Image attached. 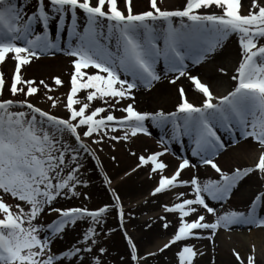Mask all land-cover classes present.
Here are the masks:
<instances>
[{
  "label": "snow or ice",
  "instance_id": "snow-or-ice-1",
  "mask_svg": "<svg viewBox=\"0 0 264 264\" xmlns=\"http://www.w3.org/2000/svg\"><path fill=\"white\" fill-rule=\"evenodd\" d=\"M29 7L23 0H0V64L14 61L8 98L3 95L5 77L0 72V264H107L103 257L109 250L101 242V233L109 205L91 210L52 205L58 198H88L78 188L88 183L80 169L86 156H96L97 149L91 145L101 146L99 151H103L105 141L149 136L148 123L167 129L158 141L162 148L139 155L131 171L147 165L156 175L157 183L150 192L153 197L178 187L189 192L176 193L178 202L162 205L165 213L177 215L178 220L174 234L155 251L138 254L136 243L124 232L131 262L149 264V258H157L177 242L200 238L201 233L194 230H211L207 237L211 239L216 230L232 225L264 227V187L245 211L218 214L208 202L228 200L251 175L264 184V0H250L247 14L240 13L241 0H184L173 9L148 0L143 11H134L133 0H35L31 11H27ZM212 8L219 11H209ZM53 23L58 28L55 42L50 35ZM65 29L69 41L64 51L74 58V70L66 99L60 102L67 115L60 116L31 102L29 97L41 88L46 90L43 95L51 108L58 100L48 95L52 88L43 79H26L21 70L41 55L59 50L60 33ZM232 35L241 50L236 74L231 76L235 83L227 94L215 95L191 73L189 62L193 66L205 62ZM161 60L163 75L171 74L169 83L187 77L202 96L199 103L190 102L179 87L173 111L137 110L134 90L150 89L161 79L157 72ZM219 71L226 74L223 67ZM53 81L56 86L64 84L59 76ZM18 94L23 98H16ZM116 111L121 115H115ZM220 130L232 135L234 143L236 136L258 142L260 150L251 166L224 171L215 162L214 157L226 147ZM185 137L193 144L191 156L214 169L218 179L201 181L195 174L184 179L185 169L196 168L186 157L165 174L168 164L162 157L169 151L168 144L182 143ZM105 181L111 185L106 175ZM113 196L123 229L124 206L119 195L113 192ZM52 213L57 214L56 219L41 222L44 214ZM204 213L214 220L206 221ZM158 219L164 229L169 227L171 222L165 216ZM83 221L88 223L80 239L53 252V241ZM198 254L202 255L184 243L176 253L177 264H193ZM234 255L240 264L245 259L246 264H256L254 246L245 259L237 252Z\"/></svg>",
  "mask_w": 264,
  "mask_h": 264
},
{
  "label": "bare ground",
  "instance_id": "bare-ground-1",
  "mask_svg": "<svg viewBox=\"0 0 264 264\" xmlns=\"http://www.w3.org/2000/svg\"><path fill=\"white\" fill-rule=\"evenodd\" d=\"M140 1V0H137ZM180 0H163V3L165 6L169 5H176L178 4ZM246 1V0H241ZM167 9H172L167 8ZM143 11V10H141ZM54 26V28H57L56 24H51ZM234 35L230 36L225 42L222 50H219L216 54L211 56L208 60L205 62H202L198 65H191L190 64V71L192 74L198 75V77L201 79L202 82L207 83L211 90L214 92L215 95H225L228 91H230L235 83L231 79V76L235 75V69L238 66V62L240 61V47L238 44V41L233 38ZM61 41V40H59ZM59 51H62L65 54L64 48H60ZM39 57V59H36L34 61L40 60L38 62L43 63L41 66H38L37 69H34L35 72L40 73L43 71L42 66H51L56 65V63L63 62L64 59H66V56H52V57ZM5 64V63H4ZM3 64V65H4ZM2 65V66H3ZM159 67V73L161 74V79L157 82L153 83V86L150 89H146L143 87H139L134 90L135 92V107L137 110L140 111H148V112H154L163 109L164 111H173L175 109L176 104L179 101V94H178V88L183 87L185 90V94L190 102L193 103H199L202 96L201 94L194 88L191 81L187 79V77H182L180 79L179 84L177 82L175 84L169 83V79L171 78V74L168 76L163 75L165 71L164 65H158ZM223 67L226 70V74L221 73L219 69ZM3 68H8L7 63ZM39 68V69H38ZM42 68V69H40ZM89 71H94L92 69H89ZM12 72V69H11ZM13 73V72H12ZM84 93L81 92L80 96H83ZM124 103L123 101L121 102ZM115 115L119 116L121 113L119 111L115 112ZM148 128L151 133L149 136H145L143 134L139 135L136 138H133L130 141H110L109 144L103 143V151H99V146L97 148V151L99 152V155L102 159H105L106 157L112 158L113 156H116L118 158L127 159V156H130L131 153H135L134 151H131L128 149V146L133 149L137 150L136 154L139 155H147L154 151H159L162 148V145L158 143L157 140H160L161 137L165 136V133L167 129L162 130L160 128H156L152 126L151 123H148ZM219 132L222 133L224 141L230 142L228 146L223 148V153L220 152L217 156H215L214 160L215 162L224 170L229 171L236 167H245V166H251L252 162L255 160L256 155L255 150L259 147L257 144L258 142H254L252 138H248L247 140H237L239 137L236 136V142H233V136L229 133L220 130ZM159 137V138H158ZM157 138V139H156ZM114 145V147H113ZM187 146V150L182 154L181 151L178 150L176 144L174 142H171L168 144L169 151L165 153V155L162 157V159L169 165L168 168L165 171V174L171 173L176 166L178 165L176 157L173 154H170L169 152H172L174 154L178 155H184L186 158H189L192 163L196 164V168L192 169H185L182 172V177L184 179L189 178L192 174H195L200 178L201 181L206 179H218V174L212 170V168L208 165H203L199 162L198 157L191 156V149L193 147V144L190 143L187 145V142L185 143ZM129 154H127V152ZM87 159V157L85 158ZM84 161V160H83ZM122 161V160H121ZM124 161V162H123ZM121 162V166H119L116 173L114 172V180L112 181V185L116 186V189L118 186L123 189L124 194L127 196L130 195H144L146 197L151 196L150 192L154 185L157 183V177L155 174L150 173L147 177H142L144 171H150L149 167L147 165L141 166L140 168L136 169V172H131L132 168L136 167V164L138 163L136 159V163L133 165H130V161L123 160ZM133 161V159H132ZM91 165H89L88 162H85L83 164V167L80 169V173L83 176L82 178H86L89 173H92L89 169ZM104 167V166H103ZM129 173L131 175H125V173ZM128 176V177H127ZM130 177V178H129ZM86 180V179H84ZM88 181V180H86ZM120 181V182H119ZM123 181V182H121ZM126 183V184H124ZM124 184V186H122ZM84 190H87L89 193V197L92 196L94 198L97 195V188L92 186L89 182L87 183V186H80ZM264 187V184H262V181L259 179L257 175H251L248 178H245L244 181H242L241 185L239 186V190H234V195L229 201V207H222L221 202H215L208 200L210 206L214 207L217 210V213H223L225 211H231V210H237V211H245L246 207L249 205L250 200L254 197V195L260 191ZM146 191V193H144ZM179 192H189V189L185 188V191H181V187H178L170 192H166L164 194H157L156 200L158 201L159 205H157V202L155 200L154 205L151 206L153 203H148L147 209L144 210L142 213L138 215L137 213L132 215L130 221L135 226L136 231H134L131 235L132 238L137 239L136 233H140V245L143 247L142 253L144 254L147 251H155L158 247L162 246L167 240L174 234V228L177 224L178 217L176 215L171 213H164L161 209L162 202L163 204H166L168 199L176 198V193ZM144 193V194H143ZM96 194V195H95ZM125 195V196H126ZM136 197L134 201L138 202L143 199V197ZM166 196V197H165ZM153 196L149 197L151 199L155 198ZM99 196L97 195V201L100 202L101 200L98 199ZM147 198V200H149ZM91 200V198H89ZM96 199V198H95ZM89 200V201H90ZM176 200V199H175ZM173 201V200H172ZM72 202V201H71ZM106 203H101L100 205H104ZM203 211V210H201ZM205 214V220L211 222L214 220V217L211 214ZM261 214L264 215V209H261ZM159 216H165L168 221H170V225L167 229H164L162 226L159 229L158 225L153 220H157ZM167 215V216H166ZM139 218V219H138ZM128 221L127 228H131V223ZM87 221L78 222L77 226L68 229L67 232L60 238L55 239L53 242L58 243L61 242V240H64V242H67L70 246L74 243L73 241L78 240L79 234L81 231L85 230L87 227ZM162 224V222H161ZM108 221L105 219V223L103 224L104 232H106V229L108 228ZM145 225H150V227H145ZM264 227L254 226L251 227V225H245V224H237L232 225L228 229L220 228L218 229V235L214 234L212 235L211 239H208L209 233L202 236L203 232H207L209 230H194L201 233L200 238H190L189 244L192 245L198 253H202V255H197L195 257V262L193 264H234L233 260L231 259V256L234 258V252H237L240 254V257L242 259H245L248 255V247L245 244V241H243V233H246V231H251L256 237H258V241L251 240V244L253 246H260L262 250L260 251L262 253V256L255 254V260L256 264H264ZM141 229V230H140ZM99 230V226H98ZM103 234V233H102ZM216 237V238H215ZM133 239V241H135ZM215 239V240H214ZM236 242H235V241ZM214 241V242H213ZM254 241V242H253ZM106 242V241H105ZM213 242V243H212ZM259 242V243H258ZM136 243V242H135ZM183 242H177L176 245H173L169 248V252H167V249L163 253H159L157 258H149V264H177L178 258L176 256V253L179 251L180 247L182 246ZM57 246V245H56ZM103 246L110 247L111 250L115 249L116 245L112 244L110 241L103 244ZM120 248V249H119ZM118 250H112L114 256L116 257V253L119 254V252L124 251V249L119 247ZM260 249V248H259ZM95 251V249L93 250ZM260 253V254H261ZM168 254V255H167ZM120 259V254L117 257V260ZM236 259V257H235ZM235 263L240 264L239 261L235 260ZM246 263V259H245Z\"/></svg>",
  "mask_w": 264,
  "mask_h": 264
},
{
  "label": "rangeland",
  "instance_id": "rangeland-1",
  "mask_svg": "<svg viewBox=\"0 0 264 264\" xmlns=\"http://www.w3.org/2000/svg\"><path fill=\"white\" fill-rule=\"evenodd\" d=\"M28 2H29V0H23V3H28ZM183 3H184V0H180L178 2V4H176V5L172 4V5H169L166 7L165 4L163 3V0H158V5L161 8H171V7H172V9L178 8V7L182 6ZM249 3H250V0L241 1V8H240L241 14H247ZM147 8H148V0H140V1L133 0L134 11L146 10ZM209 11L218 12L219 10L212 8V9H209ZM233 38H235L238 41V39L235 35L233 36ZM56 55L62 56V57L66 56V59H64L63 62L56 63V65H53V67H51L49 65L42 66L44 69L40 73L35 72L34 69H37V67L41 66L43 63L38 62L40 60L34 61V60H36V59H34L29 65L22 67V75L26 79H34L37 82L39 80L43 79L52 88V90L50 92H48V95H51L54 98H57V100H58L57 106L55 108H51L50 107L51 102L48 101L43 95V93L46 90L41 88L40 91L36 95L29 97V99L31 100L32 103H34L38 107H41L42 109L51 111L57 115L65 116V115H67L66 110L63 108V105L60 102L65 101L66 93L69 91V88H70V76L74 70V66L72 63L74 58L71 57L70 55H67L66 53L64 54L63 52H60L57 49H53V50H51V52L41 55L40 58L43 59L44 57H52V56H56ZM4 63L5 64L7 63L8 68L2 69V67L5 66ZM4 63L0 64V72H3L4 77H5V91H4L3 95L5 98H8L10 96V93L7 91V86L11 80V69L14 67V61L12 59H7ZM40 69H42V68H40ZM55 76H59L60 79L64 81V84L61 86H56L54 84V81H53V77H55ZM176 82H177V84L181 83L180 79L177 80ZM16 98L22 99L23 97L19 96V94H18V96ZM93 104L96 106H102V102H100V101H94ZM105 142H106V144H109L110 141H105ZM91 147L97 149L99 146L98 145H91ZM128 149L135 152V155H133L131 152H130V154H131L130 155L129 152L126 151L127 154L130 155V156H127L126 158L131 159V160L118 158L116 156H113V157H115V160H113L110 157H106L105 159H102L100 157L98 151H96L95 157L86 156L87 159H85L86 157L83 159L84 160L83 164L85 162H88L89 165H91V167L89 169L92 172V173H89V175H87L86 178H84V179L88 180V182L92 186L97 188L96 192H97V195L99 196L98 199L101 200L100 202L97 201V195L96 194H95L96 196L94 198H92V196L89 197L90 195L87 192V190H84L83 188L79 187L78 190L81 193H87V196H88L87 199H85L83 195H80L78 197H71V198H58V200L56 202H54L52 205V207H64V208L81 207L82 206V207H87L90 210L100 207L101 203H106L107 205H109L110 210L106 214V217H105V219H107L109 225H108V228L106 229V232H104L103 234L101 233V235L103 236V240L101 242H102V244H105L107 241L108 242L110 241L112 244L116 245L115 249H112V250H116V249L118 250V248L122 246L124 251L119 252L120 259L117 260V257L119 256V254L116 253L117 256L115 257L111 248L109 246L108 247L105 246L109 250V252L106 253L103 257V259L107 261V264H135V262L130 261V256H129L130 247L127 244V240L125 239L124 232H127V235L132 238L131 234L134 231H136V228H134L135 226L130 221L132 215L133 214L135 215L136 213L138 215L143 214L142 212L147 209L146 207H147L148 203H153V204H151V206H152V205H154V202L156 200V197L151 199V198H149L151 196L146 197V196L141 195V194H138V195L134 194V195L127 196L126 194H124V191H123V189H121L120 186H118L117 189H116V186H114V187L111 185H110V187L106 186L107 183L105 181V175L108 177L109 180L113 181L114 180L113 178L115 176L114 172L116 173L119 166H121L120 164L123 160H126V162L130 161V162H128V163H130V165H133L134 163H136V159L138 157V155L136 154L137 150H133L129 146H128ZM259 150H260V147L256 148L255 153H254L256 156L258 155ZM97 158L99 160V164L97 163ZM132 159H133V161H132ZM134 172H136V171H134ZM149 174H150V171H144L142 177H146V175L148 177ZM129 175H131V174H129ZM121 182H123V181H121ZM124 184H126V183H124ZM124 184H122V186H124ZM181 191H185V187H181ZM113 192H115V194L119 195L120 200L124 206L125 222L123 225V229H121V227L119 226L120 221H119V216H118V210L114 207L115 200L113 197ZM144 193H146V191ZM139 195H141V197H143V199L141 198V200L138 202L134 201V199L136 197H139ZM89 198H91V200ZM147 198H149V200H147ZM9 202H11V201H9ZM156 202H157V205H159L157 200H156ZM163 203L164 202H162L161 205H163ZM166 204H168V201ZM161 209L163 210L162 207H161ZM56 217H57L56 213H52L50 215L44 214L41 222L47 224V223H50L52 220L56 219ZM158 217H160V216L158 215ZM176 217H178V216H176ZM127 220H129V222L131 223V228H127V225H128ZM153 221H155V223L158 225V227L160 229L161 228L160 226H162L161 222L163 223V221H161L160 219L153 220ZM159 224H160V226H159ZM251 227L254 228V226H251ZM109 229H112V231L109 232L108 231ZM262 229H264V228H262ZM83 231H81V233L79 234L78 240L80 239ZM251 231H246V233L242 234L243 238H244L243 241H245V244L248 247L247 254H252V252H253V245L251 244V240H255V241L257 240L258 241V237H256ZM210 232H211V230H209L207 232H203L202 236H204L205 234L210 233ZM105 233H107V235H105ZM215 234L216 235L219 234L217 230H216ZM136 237L138 238V242L136 241L137 239H135V238H132V239H135L134 242H136L138 254L142 255L143 254L142 253L143 247L140 245V242H139L140 241V239H139L140 233H136ZM76 241L74 240L73 244H75ZM69 246L70 245L67 242H64V240H61V242H58V243L53 242L52 250H53V252H60L64 249L68 248ZM254 249H255L256 255L262 256V253L260 252L262 250V248L260 246H254ZM169 251L170 250L167 249L166 253H168ZM230 256H231V259L233 260V263L238 264V263L234 262L235 257L233 258L232 255H230ZM121 258H123V259H121Z\"/></svg>",
  "mask_w": 264,
  "mask_h": 264
}]
</instances>
